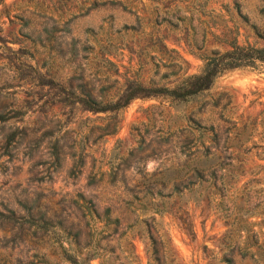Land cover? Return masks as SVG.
Returning <instances> with one entry per match:
<instances>
[{"label": "rangeland", "instance_id": "rangeland-1", "mask_svg": "<svg viewBox=\"0 0 264 264\" xmlns=\"http://www.w3.org/2000/svg\"><path fill=\"white\" fill-rule=\"evenodd\" d=\"M231 40L264 45V0H0V264H66L60 246L82 256L100 235L78 195L126 229L100 241L113 264L125 236L145 264L146 228L176 264H264V63L225 71L187 102L133 98L113 134L106 113L42 106L51 91L38 86L51 77L96 99L134 79L171 87ZM213 134L222 198L207 182L171 191Z\"/></svg>", "mask_w": 264, "mask_h": 264}, {"label": "trees", "instance_id": "trees-1", "mask_svg": "<svg viewBox=\"0 0 264 264\" xmlns=\"http://www.w3.org/2000/svg\"><path fill=\"white\" fill-rule=\"evenodd\" d=\"M202 65L197 73L184 76L179 82L171 87L155 86L153 84L143 85L138 80H129L123 85L122 89L113 96H100L99 99L93 97L88 89L79 84L74 89L65 88L59 83H56L52 78L44 79L42 76H37L40 81L39 87L46 86L50 91V95L44 99L42 106L46 103L50 105L57 104L60 107H68L70 110L86 111L91 114L98 112L106 113L107 122L101 128L104 134H113L118 125L116 113L125 107L127 103L136 97H157L161 96L168 99L170 102H187L195 96L207 91L215 81V79L222 73L228 70L238 68H255L257 63H264V45L246 44L239 45L234 40L228 43V49L223 51H212L206 56H200ZM5 116L0 114V120L3 121ZM211 130V128H210ZM216 138L213 134L208 140V144L200 152V154L191 161L190 164H184L179 169L177 178L171 182V191L182 190L185 187L183 183H201L207 182L208 185L215 188L219 198H222V188L224 183L222 181V174H217V170L221 169L217 162V156L210 151V145L216 144ZM218 165V166H216ZM217 167V168H216ZM92 181V178L90 179ZM218 182V184H217ZM150 187H155V185ZM159 189L166 185V181L161 180ZM180 186V188H179ZM216 192H214L215 194ZM80 203L78 207L81 211V216L85 219L86 226L90 227L96 235L92 243L87 242L86 251L82 256L71 251L70 248L60 246V256L66 264H90L92 259H98V264H113V260H109L113 255V248L109 247L108 257H105L103 249L99 246L100 241H107L115 235L121 237L126 235V229L118 232L119 221L116 217H110L109 209L104 208L101 214L97 213L91 200L83 198L78 195ZM159 212L154 210L153 214ZM149 220L153 221V215L149 216ZM100 223V227H95L96 223ZM30 226H33L35 231L45 233L48 230V222L42 219L29 221ZM57 225L66 229L60 222ZM69 234L67 231L65 237ZM144 244V253L146 256L145 264H176V257L170 252L166 239H164L157 230L153 234L146 228V230L138 233ZM77 236V231L73 232V237ZM124 249L117 247L120 252H124L123 260L118 264H140L139 259L134 255L132 250L130 236H125ZM76 243V239H74ZM116 256H113L115 258ZM46 264V260H40Z\"/></svg>", "mask_w": 264, "mask_h": 264}]
</instances>
